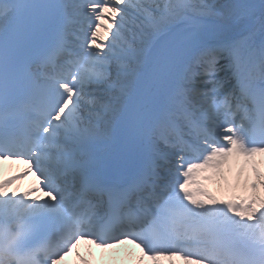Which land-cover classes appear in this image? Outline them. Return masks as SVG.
Returning <instances> with one entry per match:
<instances>
[{
  "label": "snow or ice",
  "instance_id": "obj_1",
  "mask_svg": "<svg viewBox=\"0 0 264 264\" xmlns=\"http://www.w3.org/2000/svg\"><path fill=\"white\" fill-rule=\"evenodd\" d=\"M257 155L264 0H0V164L27 165L0 169V264H58L82 240L130 241L135 264H264Z\"/></svg>",
  "mask_w": 264,
  "mask_h": 264
},
{
  "label": "bare ground",
  "instance_id": "obj_2",
  "mask_svg": "<svg viewBox=\"0 0 264 264\" xmlns=\"http://www.w3.org/2000/svg\"><path fill=\"white\" fill-rule=\"evenodd\" d=\"M238 1H240V0H238ZM209 2H212V1H209ZM221 2H224L225 4H229V3L232 2V0H221ZM219 3H220V1H219ZM216 4H218V3H216ZM218 5H223V4L220 3ZM204 23L205 24H208V25H212V24L215 23V20L212 19V18H208V19H206L204 21ZM241 161L243 162V166H242V168H243V174H244V171L251 170V165L245 166V160H243L241 156H237V158L235 159L234 165L239 166V163ZM21 163H22L21 160H14V161L10 160V161H4V162H2V164H0V169H2V175L4 177H7L9 175H13L14 176L15 173L21 172L23 170L22 167H21ZM263 164H264V156L261 155L260 166H259L260 169H261V171H263L262 170ZM241 169H240V171H241ZM240 171L238 173H240ZM253 175L254 174L252 173L250 176H248V178H246V180L249 181V184L254 179ZM242 179H243V175L240 177V183H239V187H237V189H240V190L243 191V189H245V184H242L241 183L242 182ZM20 181H21V179L20 180H17L15 182V184L12 185L10 191L15 190L17 192H22V191H25L26 188L28 189V188H30L31 186L34 185V184H30V185L23 184ZM20 184H22V185H20ZM26 185H27V187H25ZM229 190L230 189L227 186L225 188L222 187V188L219 189V191H225V192H223L224 194H227V192ZM90 250H91V248H89V247L86 248L85 246H83V247L80 246L79 248H75V252H74V263L73 264H81L80 258L77 257V255H76L77 252H79L82 257H86L87 258V256L90 255V253H91ZM87 260L93 261L92 258L87 259ZM91 264H99V263H98V261H95V262H91ZM122 264H128V263L127 262H124Z\"/></svg>",
  "mask_w": 264,
  "mask_h": 264
},
{
  "label": "rangeland",
  "instance_id": "obj_3",
  "mask_svg": "<svg viewBox=\"0 0 264 264\" xmlns=\"http://www.w3.org/2000/svg\"><path fill=\"white\" fill-rule=\"evenodd\" d=\"M209 1H212L214 3H218V0H209Z\"/></svg>",
  "mask_w": 264,
  "mask_h": 264
}]
</instances>
